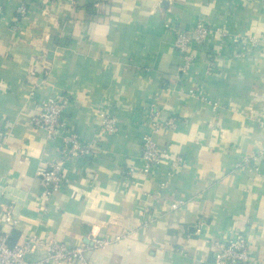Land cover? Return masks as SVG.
I'll return each instance as SVG.
<instances>
[{"label":"crops","instance_id":"crops-1","mask_svg":"<svg viewBox=\"0 0 264 264\" xmlns=\"http://www.w3.org/2000/svg\"><path fill=\"white\" fill-rule=\"evenodd\" d=\"M21 1L2 0L0 18V234L8 245L89 246L95 227L126 235L89 251L87 264H210L215 241L242 233L252 261L264 264V0H25L23 18ZM196 20L236 35L244 56L226 44L212 71L199 62L177 83L174 32ZM50 95L68 96L62 119L92 151L64 162V188L43 197L37 172L59 159L58 144L31 117ZM150 109L160 122L176 121L155 135L161 150L185 160L173 172L168 159L139 170ZM103 113L117 121L108 138ZM46 255L37 245L25 260Z\"/></svg>","mask_w":264,"mask_h":264},{"label":"built area","instance_id":"built-area-1","mask_svg":"<svg viewBox=\"0 0 264 264\" xmlns=\"http://www.w3.org/2000/svg\"><path fill=\"white\" fill-rule=\"evenodd\" d=\"M25 0L18 3L15 8L17 16L23 18L27 14ZM3 13V3L0 0V18ZM235 43L236 57H243L242 46H238L237 36L228 32L226 29L210 27L203 20H196L186 31H175L173 47L181 58L177 69L176 82L181 83L185 75L199 62H205L206 71H212L214 61L221 57V49L224 45ZM242 45V43H241ZM189 94L194 95V91L189 89ZM199 98L208 102L207 98ZM69 103L67 95H50L38 100V111L31 117V124L47 132L48 139L53 144H58L59 159L50 162L47 168L37 172L41 180V196L48 197L54 192L61 191L63 186V163L71 160L84 161L86 156L92 151V144L81 140L75 131H71L62 119L63 112ZM213 107L217 104L213 103ZM162 129H176L174 118H168L160 122L159 113L156 110L149 111V126L140 139L142 166L139 169L143 174L158 169L163 160L168 159V168L172 172L183 166L185 160L180 157L170 156V148L167 146L161 150L156 143L155 135ZM101 134L110 137L117 132L116 118L108 113L101 115ZM7 135L0 131V149L3 146ZM247 164L248 161L244 160ZM138 170V171H139ZM128 175L134 177V170H128ZM164 183L160 184L163 188ZM171 209L177 208L175 203L171 204ZM6 220L10 221L8 215ZM13 222V221H12ZM14 223V222H13ZM90 237L89 246L71 247L58 243L56 240L41 241L30 238L20 246H9L7 236L0 234V264H53V263H72L87 264L86 254L91 250L104 249L111 244L118 242L125 235L120 236H100L97 228L92 227L88 233ZM37 245L46 248L47 255L43 260L31 263L25 260L26 254L33 251ZM210 264H257L251 259L247 239L242 233H233L228 239L215 241L213 244L212 258Z\"/></svg>","mask_w":264,"mask_h":264},{"label":"trees","instance_id":"trees-1","mask_svg":"<svg viewBox=\"0 0 264 264\" xmlns=\"http://www.w3.org/2000/svg\"><path fill=\"white\" fill-rule=\"evenodd\" d=\"M9 246H11V245L9 244Z\"/></svg>","mask_w":264,"mask_h":264}]
</instances>
